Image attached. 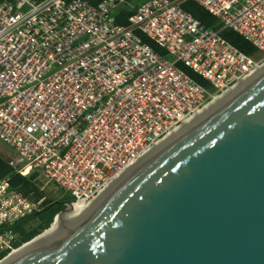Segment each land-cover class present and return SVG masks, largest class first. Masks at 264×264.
<instances>
[{
  "label": "built area",
  "instance_id": "2783aa9c",
  "mask_svg": "<svg viewBox=\"0 0 264 264\" xmlns=\"http://www.w3.org/2000/svg\"><path fill=\"white\" fill-rule=\"evenodd\" d=\"M182 1L0 0V141L17 173L86 203L264 63V0H190L254 46L257 59ZM40 202L0 178V252L14 249L9 227Z\"/></svg>",
  "mask_w": 264,
  "mask_h": 264
},
{
  "label": "water",
  "instance_id": "95a60500",
  "mask_svg": "<svg viewBox=\"0 0 264 264\" xmlns=\"http://www.w3.org/2000/svg\"><path fill=\"white\" fill-rule=\"evenodd\" d=\"M4 264H264V70Z\"/></svg>",
  "mask_w": 264,
  "mask_h": 264
},
{
  "label": "trees",
  "instance_id": "16d2710c",
  "mask_svg": "<svg viewBox=\"0 0 264 264\" xmlns=\"http://www.w3.org/2000/svg\"><path fill=\"white\" fill-rule=\"evenodd\" d=\"M180 6L193 18L198 20L201 25L215 31L219 36L243 52L245 55L254 59L259 57L260 54L254 46L237 33L224 28L212 15L196 3L190 0H183ZM143 39L148 42L161 56H165V52L162 49L154 45L149 39L144 37ZM181 68L196 82L207 87V83L200 76L185 67L181 66ZM9 162V158L0 155V178H5L7 180L10 189L21 192L33 201L41 198L38 209L18 219L9 227L15 234L11 244L13 248H16L21 243L29 240L34 235L47 228L51 223L53 216L57 212L61 211L65 207V202H70L72 197L70 196V198L57 199L46 196L44 191L38 189V181L34 179L33 173L22 176L15 171L14 166H12ZM7 252V250L1 251L0 258Z\"/></svg>",
  "mask_w": 264,
  "mask_h": 264
},
{
  "label": "bare ground",
  "instance_id": "6f19581e",
  "mask_svg": "<svg viewBox=\"0 0 264 264\" xmlns=\"http://www.w3.org/2000/svg\"><path fill=\"white\" fill-rule=\"evenodd\" d=\"M258 68V67H257ZM255 69L247 78H244L240 81H238L235 85L232 87L226 89L223 91L222 95L216 97L213 101H211L205 108L198 110L195 112L189 119L185 120L180 126L172 130L170 133H168L166 136H164L162 139H160L149 151H147L141 158H139L135 164H132L129 166L123 173H121L117 178H115L111 183H109L105 189L98 194L95 198L92 200L86 202V203H73L68 206L69 209H67L66 212L60 213L55 216L54 220L52 221L50 227L45 230L41 235H39L37 238H35L32 242H29L28 244H25L24 246L13 249L5 258L0 260V264L6 263L8 260H10L12 257L20 253L23 249L31 245V243H34L38 240L47 238L49 236L54 235L56 232L60 231L63 227V225H67L69 221L75 220V218L81 217L89 208L90 206L96 202L100 197H102L110 188L111 186L116 183L118 180H120L126 173H128L130 170H132L136 164L141 163L144 159H146L149 155L153 154L155 151L163 147L166 143L174 139L177 135L181 134L185 129H187L190 125H192L194 122H196L199 118H201L206 113L210 112L212 109H214L217 105L222 103L224 100L229 99L230 96H232L237 90L240 89V87L244 86V84L251 79L252 77L259 74L261 71L264 70V63L263 65ZM214 98V97H213ZM202 110V111H201ZM83 213V214H82ZM82 214V215H81ZM68 226V225H67Z\"/></svg>",
  "mask_w": 264,
  "mask_h": 264
},
{
  "label": "rangeland",
  "instance_id": "374dc122",
  "mask_svg": "<svg viewBox=\"0 0 264 264\" xmlns=\"http://www.w3.org/2000/svg\"><path fill=\"white\" fill-rule=\"evenodd\" d=\"M263 65V64H262ZM261 65V66H262ZM260 67V66H259ZM258 67V68H259ZM257 68V69H258ZM223 93L215 96L214 98H211L210 101L206 104V106L211 102L213 101L216 97L222 95ZM204 106V108L206 107ZM202 111V110H201ZM183 125V124H182ZM0 155L4 156V157H7L9 159H11L12 161H14V151L8 147L6 144H4L3 142L0 141ZM42 191H44L45 195L48 196V197H51V198H57V199H60V198H70V195L67 193V192H64L63 190H61L60 188L56 187L55 185L53 184H46L42 187ZM69 209V208H68ZM83 214V213H82ZM81 214V215H82ZM76 219V218H75ZM75 220H72V221H69V223H67V225L71 224L72 222H74ZM67 225H63L62 229L65 228ZM61 229V230H62Z\"/></svg>",
  "mask_w": 264,
  "mask_h": 264
}]
</instances>
